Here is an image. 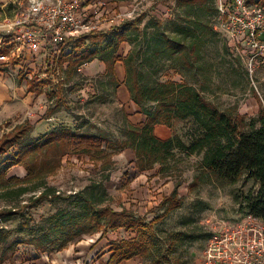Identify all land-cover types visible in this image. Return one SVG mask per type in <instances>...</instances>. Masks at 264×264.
Returning <instances> with one entry per match:
<instances>
[{"label": "rangeland", "instance_id": "374dc122", "mask_svg": "<svg viewBox=\"0 0 264 264\" xmlns=\"http://www.w3.org/2000/svg\"><path fill=\"white\" fill-rule=\"evenodd\" d=\"M17 1L25 3V0ZM130 1L122 2L125 5L118 9L129 7ZM218 1L209 0V7L204 6L196 13L202 20L209 21L212 31L206 37L202 61L196 69V81L192 87L199 90L219 111L232 116L252 117L258 111L253 91L260 97L264 96V55L258 56L250 71L246 50L229 41L225 27L217 20ZM151 4L153 9H145L142 20L136 25L138 29L130 28L127 41L120 45L117 55L125 56L131 48L136 50V73L143 88H157L167 81L187 82L193 76L181 67L176 58L168 60L164 55L154 53L163 36L178 30L185 11L176 7L175 0H159ZM20 6L0 0V37L5 36L3 34L8 30V23L20 14ZM109 8L112 9V6ZM100 34L97 37H81L89 40L81 46L77 45L80 46L77 50L104 46L105 38H110L111 32ZM75 46L71 45L69 54L76 49ZM61 64L62 61L58 69H61ZM104 70L103 63L92 59L80 66L71 78L53 73L46 83V96L42 89L33 91L37 95L33 98L37 107L34 111L20 112V101H14L13 106L19 112L0 125V139L27 121L30 124L34 122L33 127L38 129L26 136L23 142L39 139L47 131L62 125L91 133L101 130L111 140H122L124 115L133 122L134 108L129 103L123 105L118 93H113L111 85L106 83ZM24 76L21 72L17 76L13 73L7 76L9 80L6 81L0 76V83H11L14 89L27 91ZM118 78H121L120 75ZM32 86L40 88V85L36 86V80H33ZM47 97L53 98V105L47 104ZM53 106L59 109L47 118L46 112ZM153 106L152 103L143 102L135 110L145 112ZM43 125L46 129L41 128ZM168 129L171 137H178L184 144H190L201 133L198 124L190 117L174 120ZM15 153L16 150L11 149L1 155L0 163ZM132 160L134 155L129 149L113 157L111 178L104 182L106 191L99 195L101 201H97L96 206H108L115 211L125 208L136 219L142 218L147 222L155 219L153 229L161 252L156 256L155 263L151 258L137 256L126 264H198L211 233L210 223L219 227L223 222L244 217L247 200L255 196L259 189L258 185L245 177L225 187L206 181L192 187L194 177L203 167L201 154L184 156L177 152L174 158L168 160L167 168L160 172L158 166L139 172ZM25 176V168L15 166L7 172L6 178L22 179ZM98 181L99 176L87 158H76L72 153L63 157L58 170L46 180V186L52 188L49 193L55 191L54 195L40 201L34 209L24 208L21 214L0 219V264H106L111 246L135 239L134 232L122 228L115 232L108 231L103 237H100L101 232L86 235L81 241L70 244L66 252L53 250L40 253L27 243L33 236L41 235L42 229L46 230L47 218L56 211L74 213L82 199L89 194H97L91 186ZM176 186L177 199H181L182 203L179 206L163 203V198L170 195ZM33 196H39L38 191L20 194L17 184L7 183V187L0 190V209L19 210L27 206ZM165 212L168 213L164 216Z\"/></svg>", "mask_w": 264, "mask_h": 264}, {"label": "trees", "instance_id": "16d2710c", "mask_svg": "<svg viewBox=\"0 0 264 264\" xmlns=\"http://www.w3.org/2000/svg\"><path fill=\"white\" fill-rule=\"evenodd\" d=\"M175 5L185 11V17L176 32L163 36L154 53L164 55L168 60L176 58L181 67L193 76L187 82L167 81L157 88H143L139 85L136 73V50L131 48L125 56L117 55L120 45L127 41L130 28L138 29L136 25L142 20L141 15L119 26L100 31L101 34L111 32L110 38H105L106 42L101 48L88 47L77 50L82 43L89 40L81 38L74 42L76 49L67 55L68 65L64 71L67 78H71L80 66L97 59L105 66L103 75L114 94H117L119 87L123 85L134 106H140L143 102L154 104L151 110H139L145 117L142 122L134 123L124 115L122 140H111L101 130L91 133L62 125L54 127L39 139L23 142L33 129L27 121L0 139V156L18 146L13 156L0 163V190L5 189L7 183L14 182L18 185L20 194L27 191L39 192V196H33L27 206L19 210L0 209V219L21 214L24 208L34 209L40 201L54 195L55 191L49 193L52 188L46 186V180L58 170L63 157L71 153L76 158H87L99 176V181L91 186L97 194H89L87 198L82 199L79 209L74 213L56 211L47 218L46 230L42 229L41 235L33 236L27 241L40 253L62 251L70 244L81 241L83 236L101 232L100 237H103L108 231L115 232L123 228L134 232L135 239L114 243L110 248L111 256L107 264H120L137 256L142 259L151 258L155 263L156 256L161 252L153 229L155 219L147 222L142 218L136 219L132 212L125 208L115 211L108 206H96V202L101 201L99 195L106 191L104 182L111 178L113 157L124 149L132 151V162L139 172L155 166L159 167L158 172L164 171L168 160L174 158L177 152L184 156L201 154L203 167L194 177L192 187L203 181L225 187L234 185L245 177L258 185L259 189L255 196L247 200V210L244 213L264 221V96L260 97L253 91L258 105L255 116H232L219 111L199 90L192 87V83L196 81V69L202 61L206 37L212 31L209 21L202 20L196 13L204 6L209 7V0H175ZM260 5L264 6V0H261ZM216 13L219 22L217 7ZM100 32L90 36L97 37ZM117 63H122L123 81L117 77ZM30 90L33 91V88ZM58 109L59 107L54 106L49 108L46 112L47 118ZM188 117L192 118L201 130L200 135L190 144L182 143L175 136L163 140L155 135L156 125L170 128L174 120ZM15 166L25 168L24 178H6L7 172ZM162 202H170L173 206L182 203L181 199H177V186ZM210 235L211 233L209 237Z\"/></svg>", "mask_w": 264, "mask_h": 264}, {"label": "built area", "instance_id": "2783aa9c", "mask_svg": "<svg viewBox=\"0 0 264 264\" xmlns=\"http://www.w3.org/2000/svg\"><path fill=\"white\" fill-rule=\"evenodd\" d=\"M6 1L21 6L20 14L8 23L5 36L0 37V70L11 75L17 63L18 72L35 77L38 89L46 93L48 78L53 73L65 74L67 63L63 62L74 42L99 32L103 25L119 26L134 20L145 9H153L151 3L159 0H131L129 7L119 11L109 8L106 0H95L88 15L82 13L80 0ZM217 10L229 41L246 50L251 71L258 56L264 55V7L248 4L247 0H219ZM25 52L31 55L36 68L22 62ZM46 102L53 105V98L48 97ZM243 216L218 223L219 227L210 223L211 235L198 264H264V221L248 214Z\"/></svg>", "mask_w": 264, "mask_h": 264}, {"label": "crops", "instance_id": "0c3cea01", "mask_svg": "<svg viewBox=\"0 0 264 264\" xmlns=\"http://www.w3.org/2000/svg\"><path fill=\"white\" fill-rule=\"evenodd\" d=\"M106 1H108L110 3V5L112 6V9H115V10L118 9V8L121 9L120 7L125 5V3H122L124 1H121V2H114L112 0H106ZM80 2L82 4V6H81L82 13L84 15L90 14L92 12V7H93V4H94L95 0H80ZM260 2H261V0H247L248 4L257 3L258 5H260ZM109 28L110 27H108L107 25H103L100 31H105V30H108ZM261 37L264 38V34ZM24 54H25V57L22 60V62H24V64L28 65L29 68H34V67L36 68V66H34V63L32 61L31 55H29L28 52H25ZM65 58H67V56ZM63 63H67V65H68L67 60L64 61ZM13 69L14 70H12L13 71L12 74L14 73L17 76V73L20 70L19 64L16 63L13 66ZM115 71H116L117 77H119V75L121 77V78H119V80L123 81L124 69H123L122 63H117L116 64ZM0 76H1V78L5 79V81L9 80V78H7V76L9 77V74H7L6 72H4L2 70H0ZM24 79H25L26 86L28 87L27 91H25L23 89H20V90L19 89L18 90L14 89L12 87L11 83H8V84L6 83L5 85L0 83V113H3V115L0 116V125L2 123H4V122H7L9 119H11L13 117V115H15V114H17V112H19L18 108H16V107L14 108V106H13L14 101H20V103H21V105L19 107V108H21L20 112L26 111V113H27V111H34L33 109L37 108L36 107V102L33 103L34 95H36V93L33 94V91L36 92L39 89L38 88H33V91L30 90V88L33 87L32 86L33 85V80H35V79L32 78V75L24 76ZM40 91H42V90L40 89ZM42 92H44V91H42ZM44 95L46 96L45 92H44ZM118 95H119L120 101H121V103L123 105L127 106L128 103L131 104V101L129 99L128 93L126 91V88L123 85H121L119 87ZM40 96H42V95H40ZM47 99H48V97H47ZM47 99H45V100L47 101ZM132 107L134 108V113H133L134 115H133V118H132L133 122L137 123V122L144 121L145 117L143 116V114H141L140 112H137V110H135L136 106L133 105ZM138 111H139V109H138ZM32 124L34 125V122ZM33 125H32V127H33ZM41 128L46 129L44 125ZM37 129L38 128H34L33 127V129H32L33 132L31 131L32 134ZM49 131H47L44 135H46ZM155 135L158 138L163 139V140H166V139L171 137V133H170L169 129L166 126H163V125H156L155 126ZM16 147L17 146L13 147V149H15L17 151ZM63 251L66 252V249L63 250ZM110 256H111V254H110ZM132 259H130V260H132ZM130 260L123 261L120 264H126V262H128ZM107 262H108V260H107ZM107 262H106V264H107Z\"/></svg>", "mask_w": 264, "mask_h": 264}]
</instances>
